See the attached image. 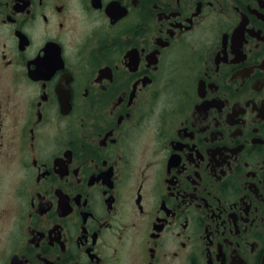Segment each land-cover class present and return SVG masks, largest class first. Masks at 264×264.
<instances>
[{
  "label": "flooded vegetation",
  "instance_id": "obj_1",
  "mask_svg": "<svg viewBox=\"0 0 264 264\" xmlns=\"http://www.w3.org/2000/svg\"><path fill=\"white\" fill-rule=\"evenodd\" d=\"M0 264H264V0H0Z\"/></svg>",
  "mask_w": 264,
  "mask_h": 264
}]
</instances>
